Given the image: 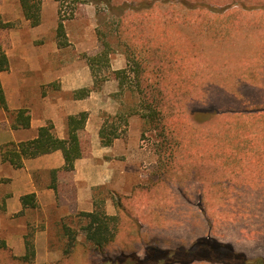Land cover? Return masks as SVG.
Masks as SVG:
<instances>
[{"label":"rangeland","instance_id":"rangeland-1","mask_svg":"<svg viewBox=\"0 0 264 264\" xmlns=\"http://www.w3.org/2000/svg\"><path fill=\"white\" fill-rule=\"evenodd\" d=\"M88 1L95 6L99 48L81 56L96 58L101 84L114 77L107 71L109 58L123 53L124 113L138 107L128 89L135 81L154 85L164 98L163 132L142 119L139 134L144 158L136 187L154 192L152 220L137 243L129 207L121 215L118 245L167 251L164 264H264V208H253L264 204V196L249 193H264V0ZM76 3L59 1V21L73 16ZM126 7L131 10L124 19L145 29V39H156L150 52L127 57L125 43L131 41L116 32V16ZM23 20L17 0H0V21L7 24L0 27L3 49L10 46V29L21 28ZM155 23L158 30L148 29ZM121 118L107 121L122 128ZM257 213L259 225L251 217ZM235 231L240 244L230 243L231 255L223 257L228 261H214L216 242L234 238ZM194 241L201 248L191 251ZM4 256L0 247V264Z\"/></svg>","mask_w":264,"mask_h":264},{"label":"crops","instance_id":"crops-1","mask_svg":"<svg viewBox=\"0 0 264 264\" xmlns=\"http://www.w3.org/2000/svg\"><path fill=\"white\" fill-rule=\"evenodd\" d=\"M59 1L40 0V21L35 26L25 18L19 3L24 24L19 29H10V46L3 49L8 65L0 71L6 105L5 109L0 104V147L35 138L38 128L47 123L52 124L55 137L64 139L66 117L86 112L82 155L74 160L71 171H65L60 149L24 158L19 167L2 161L0 153V247L8 256L2 257L5 264L99 263L100 257L82 234L76 235V244L69 253H64L68 239L64 229L75 230L85 224L87 219L77 213H91L95 202L102 201L105 214L118 216L119 224L123 211L133 210L131 221L136 230L132 237L139 239L137 243L148 228L146 221L152 220L150 200L154 192L136 187L141 176L140 161L144 158L139 139L142 118L139 114L128 115L124 134L113 138L109 145L100 142L99 130L105 118L108 115L119 118L126 113L121 106L118 80L106 76L100 87L95 88L94 80L99 75L91 71V57L81 56L99 48V38L92 27L94 3L73 0L78 2L77 10L67 21L60 20L63 33L59 35ZM107 65L109 73L126 68L125 55L113 54ZM20 109L29 116L27 127L17 125L22 121L16 120ZM249 193L264 196L263 192ZM29 195L23 203L22 197ZM253 208L262 211L264 204L254 203ZM258 216V213L251 216L255 225H259ZM119 235L118 232V240ZM234 235L221 242L240 244L236 231ZM25 240L33 244L31 262L21 259L26 253ZM137 246L130 251L142 256L144 250ZM120 247L126 251V246ZM244 250L249 252L247 247ZM255 250L261 253L259 245Z\"/></svg>","mask_w":264,"mask_h":264},{"label":"trees","instance_id":"trees-1","mask_svg":"<svg viewBox=\"0 0 264 264\" xmlns=\"http://www.w3.org/2000/svg\"><path fill=\"white\" fill-rule=\"evenodd\" d=\"M19 3L25 18L29 20L32 26L37 25L40 21V0H19ZM143 8L147 10L151 7L149 6L147 8ZM122 9H120L122 10V13L116 16L118 19V26L116 27V32L118 33V35H123L124 33L125 35L123 39L125 38L131 41V43H125V52L127 53V57H129V55L136 57L138 54H140V52H150L153 49L152 45L156 43V39H151L149 36H146L145 39V29H141L139 26L136 27L134 20L132 19L127 21L124 19L126 11L131 9L128 7ZM136 12H138V10H136ZM6 25V23L0 21V27H5ZM158 25L157 23L151 24L148 29L158 30ZM57 33L59 35H62L63 33V24L61 21H59L58 23ZM95 60L96 58L94 57L89 59L93 75H96L94 67V64L96 63ZM7 65V57L4 53L2 46L0 45V71L6 70ZM136 65L139 68V64L136 63ZM126 72V68L115 70L112 72L114 77L118 80L120 90L123 89V84L126 82ZM133 72L135 73L134 70ZM136 72L138 74L140 72V69H137ZM100 84L101 80H94L95 88H99ZM128 89L130 90V95L132 96V98L138 103V107L130 108L126 112V114L122 116V128L114 126L112 123L109 124V122L107 121L108 117H110L109 115L107 116V118H105L103 126H101L99 130V138L102 145H109L112 142L113 138L125 133L127 125L126 117L131 114H139L142 119H145L148 122L149 127L154 130L161 129L163 132L164 124L162 120L164 118V115L161 108L164 104L161 101H163L164 98L162 97L161 92L159 90L156 91L154 85L149 83L146 85H141L139 81H135L134 86H130ZM0 104L6 109L1 87ZM16 115L17 121H20L22 119L21 123H18L17 125L27 127L29 124V116L26 114V111L24 109H20L16 112ZM86 117V112H79L76 115L67 116L66 136L64 139H59L55 137L51 132L52 124L47 123L46 125L38 128L37 136L31 140L21 141L18 143L11 142L2 145L0 147L2 161H7L13 166L19 167L22 165V160L24 158L35 157L40 154L49 153L53 150L60 149L64 158L63 169L65 171H71L73 169L74 160L81 157L82 155V140L84 139L85 135L84 123ZM55 171L56 170H53L52 173L55 174ZM30 197V195L23 196V203H25V200ZM101 203L102 201L95 202V208L91 213H77V216L87 219V222L80 226L78 229L74 230L68 227L64 229L68 237L64 253H69L72 247L76 244V235L82 234L85 240L92 244L94 252L100 257L101 260L97 264H119L118 260L116 259L117 257H119L120 255L128 256V254L133 252L121 250V247L118 245L117 242V235L120 225L118 222L119 218L118 216L106 215ZM216 243L219 249L224 248L227 245L226 243L221 241H218ZM25 248L26 253L21 259L26 262H31L33 260L34 255L33 244L30 241L25 240ZM145 249L147 251V256H154L156 255V253L158 254L160 252V249H158L157 247L147 246V248ZM136 257L141 259L143 256ZM135 263H137V261H133L130 257H128L125 260L124 264ZM159 264H164V262H159Z\"/></svg>","mask_w":264,"mask_h":264},{"label":"flooded vegetation","instance_id":"flooded-vegetation-1","mask_svg":"<svg viewBox=\"0 0 264 264\" xmlns=\"http://www.w3.org/2000/svg\"><path fill=\"white\" fill-rule=\"evenodd\" d=\"M198 248H201V243H199V241H196V242L194 241V243H192V245H191L190 250L191 251L192 250L193 251H196V250H198ZM217 248H218V245H217ZM231 248H232V246L229 245V244H227L226 247H224L225 250H220L218 248L219 249L218 252H217L218 257H216V259L214 261H216V262H222V261L223 262H226V261H228V260H225V258H223V257H225L227 254L228 255H231V252H232V249ZM167 254H169V252L160 250V252L158 254L156 253V255H154V256L153 255H151V256L148 255L147 256V251H146V249H144V251H143V257L141 259H139V258L136 257L137 256V253H135V252L128 254V256L120 255L116 259L118 260V263L119 264H124L125 263V260L128 257H130L131 260H133V261H137V263H135V264H159V262H162L163 261L164 263H166L168 261L169 258H168V256H166ZM174 260L175 261H179V259H174ZM181 264H184V263L182 262Z\"/></svg>","mask_w":264,"mask_h":264}]
</instances>
